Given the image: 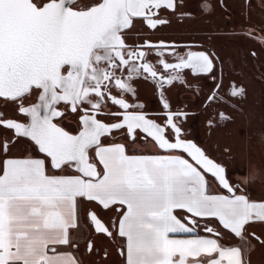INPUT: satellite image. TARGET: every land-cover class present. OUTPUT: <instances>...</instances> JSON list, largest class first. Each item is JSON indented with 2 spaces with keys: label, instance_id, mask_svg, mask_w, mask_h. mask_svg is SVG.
Listing matches in <instances>:
<instances>
[{
  "label": "snow or ice",
  "instance_id": "obj_1",
  "mask_svg": "<svg viewBox=\"0 0 264 264\" xmlns=\"http://www.w3.org/2000/svg\"><path fill=\"white\" fill-rule=\"evenodd\" d=\"M180 6L177 0H0V98L25 117L0 112V127L14 133L0 141V264H81L74 234L85 227L119 239L124 264H250L246 233L251 223H264V197L252 199L231 184L224 166L183 137L185 112L171 111L164 101L161 124L135 110L143 104L125 98L135 95V78L154 81L163 98L165 86L184 82V70L214 72L217 58L204 51L180 55L174 43H126L137 18L156 29L168 23L161 10ZM152 49L155 64L148 60ZM243 94L242 87L230 92ZM215 98L213 92L208 101ZM108 101L122 110L107 113L112 122L99 118ZM65 109L78 114V131L61 126ZM114 131L133 144L143 134L159 151L130 154L125 143H105ZM17 138L29 140L40 155H9ZM206 174L228 194H211ZM81 200L115 215L106 223L91 209L82 222ZM213 218L240 243L227 246L220 231L200 223ZM200 228L217 238L199 234ZM86 249L94 250L91 239Z\"/></svg>",
  "mask_w": 264,
  "mask_h": 264
},
{
  "label": "flooded vegetation",
  "instance_id": "obj_2",
  "mask_svg": "<svg viewBox=\"0 0 264 264\" xmlns=\"http://www.w3.org/2000/svg\"><path fill=\"white\" fill-rule=\"evenodd\" d=\"M177 2L181 6L175 12L167 9L160 11V18L166 19L168 23L158 25L156 29H150L137 18L134 26L126 31V43L133 46L143 44L145 41L153 44L161 41L174 43L180 55H185L188 51H204L217 58L214 61L216 64L214 72L194 76L190 70H184L182 73L184 82L176 81L171 86H165L163 98L160 95L161 89L154 81L144 77L135 78L132 81L135 95L126 94L125 98L130 104H143V109L135 110H142L150 119L161 124L166 119L164 101L170 105L171 111L185 112L187 115L182 119L183 137L194 140L214 159L222 162L221 158L212 155L206 142L211 133L219 137L232 128V120L235 115L237 116L236 110L240 109L239 102L248 98L250 92V89L248 91L246 87L244 88L245 74H249L251 80H264V0H177ZM241 39L245 40L236 44V40ZM149 51L148 60L155 64L158 60L156 50ZM165 59L170 63L176 62L167 54ZM217 83L221 85L218 90ZM234 87H242L244 94L230 95ZM112 91L114 95H119L115 88ZM213 92L216 98L209 102L208 97ZM34 101L35 95L27 102ZM102 111L105 115L99 118L112 122L113 118L107 113L122 110L108 101ZM0 112L8 118L25 119L18 113L15 103L2 98ZM221 114L227 119H221ZM59 122L71 132L78 131V114L72 113L70 109H65V116ZM195 131L202 135L204 132L205 142L197 139ZM13 137L12 130L0 127V141L11 140ZM107 139L131 143L123 131H114L112 136L105 138ZM135 143H150L156 146L151 138L145 142L143 134H139ZM10 149L9 155L19 150L22 154H30L33 153L34 146L26 138H17L15 144H10Z\"/></svg>",
  "mask_w": 264,
  "mask_h": 264
},
{
  "label": "crops",
  "instance_id": "obj_3",
  "mask_svg": "<svg viewBox=\"0 0 264 264\" xmlns=\"http://www.w3.org/2000/svg\"><path fill=\"white\" fill-rule=\"evenodd\" d=\"M253 95H255V97H258L260 100L255 104L249 105V127L247 128L249 130L257 129L260 131L255 141L251 139L252 137H247V143L244 141L246 136L241 135L242 133L240 132L238 136H236V151L239 154L240 161H245V158L248 157L249 165H255V171L250 170V173L248 174V177L251 175L252 178L249 179V182H247V184L241 182L243 185H240V189L247 192L250 198L259 200L260 198L264 197V102L261 103L262 98L264 99V90L255 89ZM246 126L242 125V123L238 124V128L243 127L246 129ZM251 133L252 131L249 132L250 135ZM104 142L125 143L128 146L130 154H155L159 151L156 146L150 143L133 144L125 140L117 139H107L104 140ZM246 144L249 146V148H246L248 151H246L245 149ZM19 151L14 152L15 154L13 155L22 156L27 154H22ZM176 154L184 155L185 158H188L184 153ZM50 173L58 175L75 174L71 169H66L63 172H58L50 169ZM206 179L208 180L209 192L211 194H228L225 190L218 186V184L213 178L210 177V175L206 174ZM91 209H95L103 219V221L106 223L109 222L115 215L114 210H103L102 208L98 207L95 202L81 200L79 202V214L82 222L85 212ZM177 215L183 217L188 214L184 210H177ZM200 223L208 224L220 231L222 234L221 243L227 246H234L240 243L239 238L235 237L234 234L228 232V230L223 229L218 220L214 218L206 219L200 221ZM251 233H255L257 236L261 237V240H264V223H251L248 226V231L246 233L248 239L251 242V245L246 253V259L250 262V264H264V245L255 240L254 237L250 235ZM199 234L209 235L211 238H217L214 234L205 233L203 231V228L199 229ZM74 235L79 246L78 250L75 251L74 254L78 257L81 264H124V258L120 256L118 252V248L120 246L119 239L114 240L107 237L105 234L94 233V231L88 227H85L80 232L75 233ZM89 239L94 242V250L91 253H89L86 249V242ZM67 250L71 251V249ZM105 253H107V255H105Z\"/></svg>",
  "mask_w": 264,
  "mask_h": 264
},
{
  "label": "rangeland",
  "instance_id": "obj_4",
  "mask_svg": "<svg viewBox=\"0 0 264 264\" xmlns=\"http://www.w3.org/2000/svg\"><path fill=\"white\" fill-rule=\"evenodd\" d=\"M243 40H245V39L236 40V44H239V42L242 43ZM244 81H245L244 82V88L246 87L248 89V91L250 89V92H248L249 96L246 99L240 100V102H239L240 109L236 110L237 116L235 115L234 120H232L233 123L230 122L232 125V128L225 131V133L223 135L220 134L221 136L219 135V137H217L216 134L211 133L208 136L209 137L208 141L206 142L209 146L210 151L212 152V155L222 159V162H219V163L222 164L223 166H225L226 171H227V176L234 186L236 184L243 185L241 182H244V184H247V183H245V179L248 178V174L250 173V170L255 171V165H252V166L249 165L248 157L245 158V161H240L239 154L236 151V136H238V134L241 132L242 133L241 135L246 136V138L244 139L245 142L246 141L248 142L247 137H249V136L252 137L251 139L253 141H255L256 138L258 137V133L260 130H257V129L249 130L247 128V127H249L248 126V122H249L248 111H249V105L255 104L260 100L258 97H255V95H253L255 92V89H261V90L263 89L264 90V80H260V79H258V80L252 79L251 80L249 74L246 73ZM263 102H264V99L262 98L261 103H263ZM194 119L195 118H193V121H194ZM239 123H242V125H245V126L247 125L246 129L243 127L238 128ZM250 131H252L251 135L249 134ZM195 135L197 136V139L199 141L205 140V139H203L204 132L202 135L199 132L195 131ZM241 139H243V138H241ZM217 144H218V146H216ZM246 148H249V146L247 144L245 146V149ZM246 151H248V150L246 149ZM32 152H33V153H31L32 155H40L39 153L35 152L34 150H32ZM246 154H249V153H246ZM26 155H28V154H26ZM208 155L211 156L210 154H208ZM212 158H214V157H212ZM215 160L218 161L217 159H215ZM243 175H246V176H243ZM248 182H249V180H248Z\"/></svg>",
  "mask_w": 264,
  "mask_h": 264
},
{
  "label": "water",
  "instance_id": "obj_5",
  "mask_svg": "<svg viewBox=\"0 0 264 264\" xmlns=\"http://www.w3.org/2000/svg\"><path fill=\"white\" fill-rule=\"evenodd\" d=\"M194 141V140H193ZM195 142V141H194ZM200 146V145H199ZM186 155V154H185ZM187 156V155H186ZM211 157V156H210ZM214 159V158H213ZM218 162V161H217ZM222 165V164H221ZM223 166V165H222ZM225 167V166H224ZM226 169V168H225ZM208 175H210L211 176V174H208ZM212 177V176H211ZM214 180H215V182L219 185V183H218V181L214 178V177H212ZM226 178L227 179H229L228 178V176H227V171H226ZM229 182L231 183V181H230V179H229ZM232 184V183H231ZM220 186V185H219ZM221 188H222V186H220ZM223 189V188H222ZM223 190H225V189H223ZM226 191V190H225ZM227 192V191H226Z\"/></svg>",
  "mask_w": 264,
  "mask_h": 264
},
{
  "label": "trees",
  "instance_id": "obj_6",
  "mask_svg": "<svg viewBox=\"0 0 264 264\" xmlns=\"http://www.w3.org/2000/svg\"><path fill=\"white\" fill-rule=\"evenodd\" d=\"M211 177V176H210ZM212 178V177H211Z\"/></svg>",
  "mask_w": 264,
  "mask_h": 264
},
{
  "label": "clouds",
  "instance_id": "obj_7",
  "mask_svg": "<svg viewBox=\"0 0 264 264\" xmlns=\"http://www.w3.org/2000/svg\"><path fill=\"white\" fill-rule=\"evenodd\" d=\"M247 179V178H246Z\"/></svg>",
  "mask_w": 264,
  "mask_h": 264
}]
</instances>
